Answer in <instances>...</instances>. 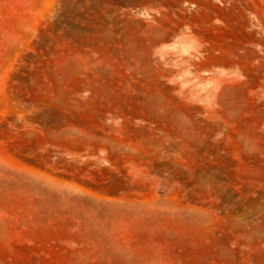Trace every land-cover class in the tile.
Instances as JSON below:
<instances>
[{
    "label": "rangeland",
    "instance_id": "rangeland-1",
    "mask_svg": "<svg viewBox=\"0 0 264 264\" xmlns=\"http://www.w3.org/2000/svg\"><path fill=\"white\" fill-rule=\"evenodd\" d=\"M197 3L0 0V264H264V0Z\"/></svg>",
    "mask_w": 264,
    "mask_h": 264
},
{
    "label": "crops",
    "instance_id": "crops-1",
    "mask_svg": "<svg viewBox=\"0 0 264 264\" xmlns=\"http://www.w3.org/2000/svg\"><path fill=\"white\" fill-rule=\"evenodd\" d=\"M200 1L201 0H198V3L196 4L198 10L201 11L203 9V12L209 15L210 11H207L206 8L201 6ZM221 23L222 27L219 28V30L216 32L217 36L213 41H208L206 40V38L202 37V33L205 30V24L199 25V32L192 36L191 45H188V37H178L179 44L177 45V50H187L186 52L188 53H190L191 51H197L199 52V54H201L197 66L201 71L208 68L214 70H227V65L229 64H226V61L229 59L232 60V58L235 57L224 44L226 43V38L224 36V34L226 33V25L223 22ZM202 49L204 50L203 53H201Z\"/></svg>",
    "mask_w": 264,
    "mask_h": 264
}]
</instances>
